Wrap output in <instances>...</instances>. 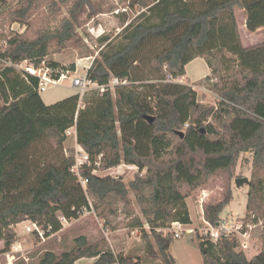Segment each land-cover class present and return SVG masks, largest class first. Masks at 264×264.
Returning a JSON list of instances; mask_svg holds the SVG:
<instances>
[{
    "label": "trees",
    "instance_id": "1",
    "mask_svg": "<svg viewBox=\"0 0 264 264\" xmlns=\"http://www.w3.org/2000/svg\"><path fill=\"white\" fill-rule=\"evenodd\" d=\"M132 1L144 10L114 40L97 36L101 48L87 76L105 89L91 90L92 98L85 93L80 103L76 93L44 103L37 90L38 77L14 65L26 61L39 67L44 61L53 76L74 70L73 64L67 67L45 58L52 42L56 49L80 42L76 27L80 16L93 8L92 0H19L7 10L12 20L25 24L41 6L48 12L33 36L12 33L0 50V205L4 204L0 208V241L4 242L0 252L14 243L13 226L27 219L49 228L48 235L61 229L59 216L76 219L92 211L104 226L114 229L111 220L122 202L121 212L129 217L126 225L138 227L143 239L153 238L155 251L147 243L151 257L173 264L169 253L173 235L162 229L174 221L190 224L185 202L190 193L219 171L231 176L240 154L251 152L243 223L261 224L260 250L248 258L237 249V237L224 232L216 241L208 235L199 237L197 244L202 264H264V41L243 47L234 15V6L243 8L246 28L255 31L264 26V0ZM59 4L66 5L68 16L57 20ZM50 19L58 22L51 25ZM213 50L235 56L236 69L219 75L221 62L216 61L214 67L208 57ZM149 53V69L158 74L153 77L158 83L149 81L140 68ZM198 56L204 57L211 77H216L210 85L218 96L216 105L198 102L192 85L172 81L183 76L185 65ZM112 77L125 82L110 88ZM73 124L76 143L91 160L79 169L84 186L71 170L74 158L68 157L63 166L51 167L37 185L10 203L18 190L12 189L6 198V164L43 135L53 145L62 144L67 138L65 130ZM121 163L138 168L127 183L94 172ZM129 191L149 232L139 217L132 216ZM230 199L227 189L222 199L206 204L205 220L216 225ZM241 230H246L243 225ZM74 242L72 249L59 255L46 251L39 264H84L82 258H91L89 264H142L131 254L117 257L108 245L88 243L82 235Z\"/></svg>",
    "mask_w": 264,
    "mask_h": 264
},
{
    "label": "rangeland",
    "instance_id": "2",
    "mask_svg": "<svg viewBox=\"0 0 264 264\" xmlns=\"http://www.w3.org/2000/svg\"><path fill=\"white\" fill-rule=\"evenodd\" d=\"M19 0H0V50L6 47V39L12 33L26 34L33 36L35 31L42 27L47 9L43 6L29 17V23H20L12 20L8 14V9H13L17 6ZM150 1V0H141ZM93 8L86 10L80 16L81 23L77 25L76 32L80 37V42L74 44H66L61 49H56L54 42L51 43L50 52L45 58L46 60H55L61 65H74L75 70H70V75L60 84L50 85L44 91L39 92L44 103L51 104L65 97L77 94L78 90L70 84V78L73 76H81L85 73L86 66L95 57H98V51L101 44L97 41V36L104 34L109 37V40H114L121 29L131 19L144 10L141 4L133 3L132 0H92ZM60 11L57 15V20L62 17H67L68 13L66 5L59 4ZM236 8V22L238 26L242 25V10L239 6ZM51 25H55L58 21L49 20ZM241 33L245 30L241 27ZM261 31V30H260ZM264 32V31H262ZM257 33V32H256ZM260 33V32H259ZM240 41L241 34L239 33ZM264 37V35H263ZM244 43L246 42L245 39ZM208 57L215 67V62L220 61L221 71L219 75H228L236 69L237 60L235 56L227 51L219 52L213 50L209 52ZM88 59V60H86ZM150 53L147 55V60L140 66L143 75L150 78L149 81L160 82L153 77L158 76L156 73H151ZM27 66H32L26 61L17 65V69H24ZM187 76L186 80H181L182 84L192 85L196 91L198 102L204 105H216L218 96L210 89V85L216 81V77H211V69L208 66L204 57L198 56L193 58L185 65ZM156 74V75H155ZM210 76L204 79V77ZM180 79V77H179ZM182 79V78H181ZM198 81H200L198 83ZM93 90V89H91ZM89 90L86 95L92 98V91ZM90 93V94H89ZM74 137V136H73ZM72 136H68L61 145H53L48 138L43 135L37 138V141L27 148L28 155L20 156L6 164L8 176L6 187L8 189L6 198L11 197L12 189H17L18 193L14 198H10V203L19 199L26 194L30 187L39 183L43 175L51 168H60L64 165L65 159L73 157L76 153V141ZM251 152L241 153L237 163L231 172V176L225 172L219 171L209 178L208 182L195 190L185 199L186 207L189 212L191 223L187 226L192 229L191 232L185 231L180 237H173L169 247V253L174 260L173 264H202L200 250L197 240L199 237L209 236L211 241L214 237L211 236V231H218V234L227 229H234L243 225L246 229V234L233 231L238 239V250H242L245 255L250 258L256 254L261 246L259 243V233L261 224H252L251 222L243 223L246 215L245 203L247 197V184L236 186L234 179L238 177L250 178L251 174ZM15 160V161H14ZM14 161V162H13ZM138 168L131 165L119 164L111 168H98V175H112L119 177L125 183L130 181ZM229 185V188L226 186ZM230 189L231 199L227 205L223 207L219 214L218 224L213 225L208 223L204 214L201 212L200 198L202 192H205L206 197L203 199L202 209L208 203H214L222 199L223 195ZM128 196L131 201L132 216H137L144 223V229L149 232L150 227L145 222V218L141 213L140 206L135 202L134 194L129 191ZM6 205L9 203H5ZM4 205V204H3ZM0 205V208L3 207ZM122 202L117 204V216L111 220L116 225L112 229L108 225L104 226L101 219L92 211H85L76 219H68L67 222L61 224V229L52 233L44 242H40L32 235L25 232L26 220L19 222L13 226L15 232V242L18 243V250L12 249L0 252V264H39V260L46 251H50L59 255L62 251L70 250L74 247V239L77 236H84L88 243H100L105 247L108 245L114 254L124 256L131 254L134 258L139 259L142 264H163L157 256L151 257V252L148 249L147 243L152 244L153 251L156 250V245L152 237L143 239L138 227L127 226L129 217H126L121 209ZM250 224V225H249ZM165 234V232H163ZM218 235V236H219ZM13 243V244H14ZM12 244V245H13ZM11 245V246H12ZM4 247V242L0 241V250ZM13 258L10 261V256ZM10 255V256H9ZM91 258H82L80 262L89 264ZM114 262L113 264H116Z\"/></svg>",
    "mask_w": 264,
    "mask_h": 264
},
{
    "label": "built area",
    "instance_id": "3",
    "mask_svg": "<svg viewBox=\"0 0 264 264\" xmlns=\"http://www.w3.org/2000/svg\"><path fill=\"white\" fill-rule=\"evenodd\" d=\"M93 60V59H92ZM92 60L88 63V65L86 66V71L83 75L81 76H73L72 78H70V84L76 88L78 90V96H79V103L81 101V98L83 97V95L85 93H87V91L91 90V89H98L99 91H103L105 89V85H99L97 84L95 81H93L92 79H90L87 76V71L88 68L90 67ZM6 64H10V62L5 61ZM17 65H14L17 68ZM26 71H28L30 74L35 75L38 77V86H37V90L38 92L44 91L48 86L50 85H57L60 84L63 80L67 79L70 75V71L69 70H65V71H61L58 75H52V70L47 67L44 63V61H42V65L39 67H34V66H27L26 68H24ZM172 81H177V82H181V80L179 78H175L172 79ZM120 82H125L124 80L119 81V79L112 77L111 80L108 83V87L113 88L114 85L119 84ZM65 136H74L76 138V128L75 125H71L69 126L65 132H64ZM90 165L91 164V160L90 157L88 155V153L80 146H78L76 153L74 155V162L73 165L71 167V170L77 174L78 179L80 181V184L84 186L85 184V180L81 178V176L79 175V169L82 165ZM96 166H99V161L95 162ZM96 171V169H94V172ZM204 197H206L205 192H202V197L200 198V206H201V212L203 214V209H202V203H203V199ZM59 220L62 223L67 222V219L63 216H59ZM23 222V221H22ZM27 224L25 226V232L27 234L32 235L35 239H38L40 242H44L49 236L52 235V233L47 235V232L49 231V228L44 229L43 227H41V225H39V223H37L36 221L27 219L26 220ZM250 225V224H249ZM242 225H240L237 228H234L232 230L227 229L224 230L222 232L227 233V234H235L233 231L235 232H239V233H243V235L246 234V230L242 231L241 230ZM162 231L167 232L170 231L173 235V237H180L185 231L187 232H191L192 229H190L187 224H183L181 222L178 221H174L171 222L169 227L162 229ZM221 232V233H222ZM220 233V234H221ZM211 236L214 237V241H216L217 237H218V231L216 230L215 232L211 231L210 233ZM236 236V235H235ZM18 243L15 242L11 247L14 250H18ZM10 256V255H9ZM10 261L13 258V254H11L10 256ZM118 264V262L116 263Z\"/></svg>",
    "mask_w": 264,
    "mask_h": 264
},
{
    "label": "crops",
    "instance_id": "4",
    "mask_svg": "<svg viewBox=\"0 0 264 264\" xmlns=\"http://www.w3.org/2000/svg\"><path fill=\"white\" fill-rule=\"evenodd\" d=\"M235 7H237V6H234V15L236 14V8ZM239 9L240 10H242L241 12H242V19H243V23H242V25L241 26H239V31H238V33H240L241 34V40H242V42H241V44H242V46L243 47H249V46H252V45H255V44H258V43H261V42H263L264 41V37H263V35H264V32H262V31H264V26H262V27H260V28H258L257 30H255V31H250V30H248L247 28H246V13H245V10L243 9V8H240L239 7ZM237 23V22H236ZM241 27L245 30V33L244 34H242L241 33ZM237 29H238V26H237ZM261 30V31H260ZM257 32V33H256ZM260 32V33H259ZM243 39H245L246 40V42L244 43V40ZM86 60H88V59H86ZM85 66H87V65H85ZM74 70H75V67H74ZM74 70H71V71H74ZM86 70V69H85ZM186 77H188L187 76V73H186V68H185V74L183 75V76H181L180 77V80H186ZM182 78V79H181ZM47 104V103H46ZM73 137V136H72ZM74 139H75V141H76V138L75 137H73ZM36 141H37V139H36ZM35 142V140L33 141V142H31L28 146H26L24 149H22L20 152H18V153H20V154H18L17 156H20L21 155V153H24V156H27L28 155V153L29 152H27V148L29 147V146H31L33 143ZM61 145V144H60ZM76 146L78 147L79 145L78 144H76ZM17 156H15V159L17 158ZM15 161V160H14ZM13 161V162H14ZM131 166H133V168H135L136 166H134V165H131ZM188 225V224H187Z\"/></svg>",
    "mask_w": 264,
    "mask_h": 264
},
{
    "label": "water",
    "instance_id": "5",
    "mask_svg": "<svg viewBox=\"0 0 264 264\" xmlns=\"http://www.w3.org/2000/svg\"><path fill=\"white\" fill-rule=\"evenodd\" d=\"M148 118H152V116H147ZM248 178L247 177H238V178H235L234 179V183H235V185L236 186H239V185H241V184H247L248 183ZM216 224H218V222L216 223Z\"/></svg>",
    "mask_w": 264,
    "mask_h": 264
}]
</instances>
